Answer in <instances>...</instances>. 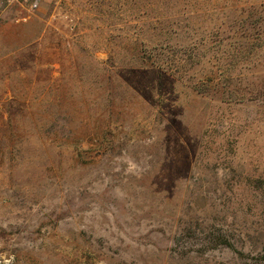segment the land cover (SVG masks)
<instances>
[{
	"label": "rangeland",
	"instance_id": "rangeland-1",
	"mask_svg": "<svg viewBox=\"0 0 264 264\" xmlns=\"http://www.w3.org/2000/svg\"><path fill=\"white\" fill-rule=\"evenodd\" d=\"M0 264H264V0L0 1Z\"/></svg>",
	"mask_w": 264,
	"mask_h": 264
},
{
	"label": "built area",
	"instance_id": "built-area-1",
	"mask_svg": "<svg viewBox=\"0 0 264 264\" xmlns=\"http://www.w3.org/2000/svg\"><path fill=\"white\" fill-rule=\"evenodd\" d=\"M1 2H8L9 4L13 3L16 0H0ZM38 7V3L35 2L31 5V10H35Z\"/></svg>",
	"mask_w": 264,
	"mask_h": 264
}]
</instances>
